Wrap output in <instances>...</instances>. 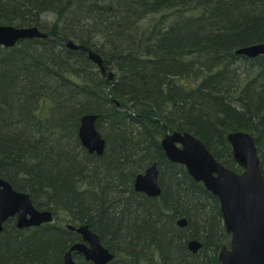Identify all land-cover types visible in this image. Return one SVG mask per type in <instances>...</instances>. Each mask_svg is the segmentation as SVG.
<instances>
[{"label": "trees", "instance_id": "obj_1", "mask_svg": "<svg viewBox=\"0 0 264 264\" xmlns=\"http://www.w3.org/2000/svg\"><path fill=\"white\" fill-rule=\"evenodd\" d=\"M0 24L51 37L0 44V177L55 215L24 229L9 219L0 264H64L82 240L64 223L96 232L110 264H221L231 235L219 199L161 140L190 132L241 172L227 136L246 130L264 175V57L236 54L264 42V0H0ZM70 41L98 53L106 72ZM86 114L98 115L103 155L79 139ZM154 162L158 197L133 189Z\"/></svg>", "mask_w": 264, "mask_h": 264}, {"label": "water", "instance_id": "obj_2", "mask_svg": "<svg viewBox=\"0 0 264 264\" xmlns=\"http://www.w3.org/2000/svg\"><path fill=\"white\" fill-rule=\"evenodd\" d=\"M51 38L38 27H17L0 24V44L14 47L23 39ZM68 48L78 50L79 45L70 41ZM89 58L99 65L103 72L102 57L84 47ZM249 57L264 56V44L247 46L236 51ZM112 77V73H109ZM98 115L86 114L82 117L78 130L82 145L91 153L103 155L106 139L98 131ZM233 148L236 163L241 172L218 162L202 140L191 133L168 132L161 145L170 162L186 167L188 173L219 199L223 221L231 235L230 245L219 252L221 264H264V175L258 147L251 134L231 132L227 136ZM136 191L150 197H158L162 192L157 163L138 174L134 180ZM16 218L19 229L38 227L53 223L51 211L39 210L33 204L30 194L16 190L12 184L0 177V233L10 218ZM180 227L187 226V219L177 221ZM70 230L81 235L82 240L73 244L64 254V264H76L74 255H82L94 264H109L115 255L105 247L99 235L88 225H68ZM202 243L193 240L189 248L197 253Z\"/></svg>", "mask_w": 264, "mask_h": 264}, {"label": "bare ground", "instance_id": "obj_3", "mask_svg": "<svg viewBox=\"0 0 264 264\" xmlns=\"http://www.w3.org/2000/svg\"><path fill=\"white\" fill-rule=\"evenodd\" d=\"M259 44H264V42L263 43H255V44H252V45H249V46H253V45H259ZM247 47V46H246ZM83 48H84V46L82 47V46H80L79 47V49H82L83 50ZM87 48V47H86ZM242 48H244V47H242ZM240 49V48H239ZM85 51V50H84ZM87 52V51H86ZM237 54V53H236ZM239 55H243V54H239ZM88 56H89V54H88ZM244 56H246V55H244ZM259 56H263V55H258V56H256V57H259ZM247 57H249V56H247ZM264 57V56H263ZM250 58H255V57H250ZM94 62V61H93ZM110 75V74H109ZM112 77H113V74H112ZM112 77L110 76V78L112 79ZM81 123V122H80ZM80 127V126H79ZM175 132H181V133H185V132H182V131H175ZM232 132H243V133H248V134H251L252 135V133L251 132H248V131H246V130H237V131H232ZM172 133V132H171ZM188 133H190V132H188ZM252 137H253V135H252ZM198 138V137H197ZM254 138V137H253ZM198 139H200V138H198ZM228 139V138H227ZM201 140V139H200ZM203 142V141H202ZM204 143V142H203ZM230 143V142H229ZM162 146V145H161ZM206 146V145H205ZM230 146H231V144H230ZM207 147V146H206ZM85 148V147H84ZM231 148H232V146H231ZM86 149V148H85ZM207 149H208V147H207ZM87 150V149H86ZM209 150V149H208ZM210 151V150H209ZM87 152L88 153H90L88 150H87ZM232 153H233V148H232ZM91 154V153H90ZM95 154V153H94ZM100 156V155H99ZM215 157V156H214ZM216 158V157H215ZM217 159V158H216ZM233 160L235 161V158H234V154H233ZM217 161L218 162H220L218 159H217ZM236 162V161H235ZM154 163H157V162H154ZM154 163H152V164H154ZM220 163H222V162H220ZM151 164V165H152ZM223 164V163H222ZM150 165V166H151ZM224 165V164H223ZM157 166H158V164H157ZM224 166H226V165H224ZM149 167V166H148ZM147 167V168H148ZM227 167V166H226ZM146 168V169H147ZM229 168V167H228ZM146 169L144 170V172L146 171ZM232 169V168H231ZM188 172V171H187ZM104 180H105V175H104V178L102 179V181L104 182ZM133 189L136 191V189H135V187H134V183H133ZM136 192H138V191H136ZM221 206V205H220ZM47 211H51V210H47ZM222 211V210H221ZM52 212V211H51ZM52 214H53V220L55 221V215H54V213L52 212ZM222 217H223V215H222ZM180 219V218H179ZM178 219V220H179ZM177 220V221H178ZM223 223H224V221H223ZM64 225L68 228V225H72V224H68V223H64ZM177 225H178V223H177ZM75 226V225H74ZM179 226V225H178ZM77 227V226H76ZM180 227V226H179ZM69 229V228H68ZM70 230V229H69ZM72 231H74V230H72ZM193 240H197L196 238H193V239H191V240H189V242H188V245H189V243L191 242V241H193ZM197 241H199V240H197ZM190 249V248H189ZM190 252L191 253H193L194 254V252L192 251V250H190Z\"/></svg>", "mask_w": 264, "mask_h": 264}, {"label": "flooded vegetation", "instance_id": "obj_4", "mask_svg": "<svg viewBox=\"0 0 264 264\" xmlns=\"http://www.w3.org/2000/svg\"><path fill=\"white\" fill-rule=\"evenodd\" d=\"M74 256H75V255H74ZM88 262H91V263H93L92 261H88ZM112 262H113V261H112ZM112 262H111V263H112ZM93 264H94V263H93ZM109 264H110V263H109Z\"/></svg>", "mask_w": 264, "mask_h": 264}, {"label": "rangeland", "instance_id": "obj_5", "mask_svg": "<svg viewBox=\"0 0 264 264\" xmlns=\"http://www.w3.org/2000/svg\"><path fill=\"white\" fill-rule=\"evenodd\" d=\"M74 259H75V257H74Z\"/></svg>", "mask_w": 264, "mask_h": 264}]
</instances>
